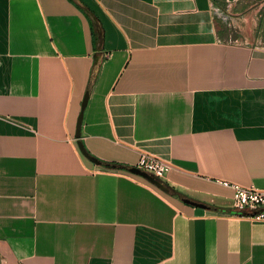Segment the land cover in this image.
Returning <instances> with one entry per match:
<instances>
[{
  "label": "crops",
  "instance_id": "0c3cea01",
  "mask_svg": "<svg viewBox=\"0 0 264 264\" xmlns=\"http://www.w3.org/2000/svg\"><path fill=\"white\" fill-rule=\"evenodd\" d=\"M258 23L264 0H0V264H264L216 182L264 189Z\"/></svg>",
  "mask_w": 264,
  "mask_h": 264
},
{
  "label": "built area",
  "instance_id": "2783aa9c",
  "mask_svg": "<svg viewBox=\"0 0 264 264\" xmlns=\"http://www.w3.org/2000/svg\"><path fill=\"white\" fill-rule=\"evenodd\" d=\"M136 168L162 179L171 168V163L148 152H140ZM216 182L232 190L233 215L248 218L252 221L264 222V189L246 187L227 180Z\"/></svg>",
  "mask_w": 264,
  "mask_h": 264
},
{
  "label": "water",
  "instance_id": "95a60500",
  "mask_svg": "<svg viewBox=\"0 0 264 264\" xmlns=\"http://www.w3.org/2000/svg\"><path fill=\"white\" fill-rule=\"evenodd\" d=\"M87 100H88V93H86L84 98H83V101H82V104H81V112H80V114H79V116L77 118V124H76V137L77 138H79V135H80V128H81V123H82V114H83V110H84V108L86 106ZM77 144H78V147H79L81 153L85 157L89 158L90 160H92L94 162H98L95 158H93L92 156H90L87 153V151H86L83 143L81 142V140L78 139L77 140ZM130 171L135 173V174H138V175H141V176L147 178L148 180H150L151 182L155 183L157 186H159L163 190H166V188L163 186V184L159 180H157L156 178L151 176L150 174H148V173H146V172H144V171H142V170H140V169H138L136 167L130 168ZM184 201L188 202V203H191V204H193L195 206L206 208V206L204 204L199 203V202L191 201L189 199H185Z\"/></svg>",
  "mask_w": 264,
  "mask_h": 264
},
{
  "label": "rangeland",
  "instance_id": "374dc122",
  "mask_svg": "<svg viewBox=\"0 0 264 264\" xmlns=\"http://www.w3.org/2000/svg\"><path fill=\"white\" fill-rule=\"evenodd\" d=\"M216 20H217L218 30H220L219 27H222L223 29L226 27L225 26L226 18H225V16L223 14H220L218 12L217 15H216ZM251 21L252 22H255V19L253 18V19H251ZM228 22H229V20H228ZM256 27H255L256 30L253 32L254 35H253V37L251 39H249V41L253 42V44L264 43V27L262 29H260L259 28L260 27V24L259 23L256 25ZM224 33L226 35H224ZM224 33L222 34L223 35L222 37L225 38L226 40L241 41V38L240 37H242V39H243V36L242 35H240V34L238 35V34H235V33H232L231 34V31H230V33H227L226 30H225Z\"/></svg>",
  "mask_w": 264,
  "mask_h": 264
},
{
  "label": "trees",
  "instance_id": "16d2710c",
  "mask_svg": "<svg viewBox=\"0 0 264 264\" xmlns=\"http://www.w3.org/2000/svg\"><path fill=\"white\" fill-rule=\"evenodd\" d=\"M163 186H165V187L169 188V190H171V188H170V186L168 184H166V183L164 184L163 183Z\"/></svg>",
  "mask_w": 264,
  "mask_h": 264
}]
</instances>
